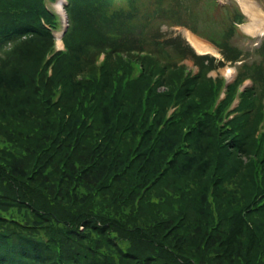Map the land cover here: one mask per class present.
Listing matches in <instances>:
<instances>
[{
    "label": "trees",
    "instance_id": "trees-1",
    "mask_svg": "<svg viewBox=\"0 0 264 264\" xmlns=\"http://www.w3.org/2000/svg\"><path fill=\"white\" fill-rule=\"evenodd\" d=\"M165 1L70 0L53 53L42 0H0V264H264V39L233 42L235 8ZM164 19L245 59L233 119L207 75L224 61Z\"/></svg>",
    "mask_w": 264,
    "mask_h": 264
},
{
    "label": "rangeland",
    "instance_id": "rangeland-1",
    "mask_svg": "<svg viewBox=\"0 0 264 264\" xmlns=\"http://www.w3.org/2000/svg\"><path fill=\"white\" fill-rule=\"evenodd\" d=\"M184 1V0H182ZM254 3H257L260 8L264 11V0H253ZM167 1L165 0H160V8L161 10L163 11L164 9H166V7L168 6V3H166ZM186 3H192V0H185ZM199 2L203 3V7H204V11L207 15L211 16L212 19H214L215 21H220L221 19V16H222V13L219 12V9L212 4L213 0H199ZM231 2V1H230ZM228 2V3H230ZM227 3V4H228ZM51 6V5H50ZM258 6V7H259ZM165 21L163 23H161L160 25V28L161 30L163 31H166V30H172V35H180L179 37H182L183 39H185V41L187 42V35H186V30H188L186 27H183V26H178V27H175V26H172V19H164ZM183 22H185V24L192 28L193 30L195 29V31L203 36H206L207 38H211V39H218L220 34L216 31V29L212 26V25H201V24H194L192 21L189 20L188 17H186L185 15L182 16V19H181ZM168 26H170L168 28ZM167 27V28H166ZM216 27H218V25H216ZM240 28H242V26L240 25ZM219 29V28H218ZM250 36V35H249ZM260 36H257L255 38H259ZM189 42V41H188ZM237 42L244 46V47H247L248 44H250L246 39L244 38H239L237 40ZM212 46V45H211ZM213 48V52H211V55H214L216 58H220L221 57V54L219 53V50L212 46ZM213 75H215L213 73Z\"/></svg>",
    "mask_w": 264,
    "mask_h": 264
},
{
    "label": "bare ground",
    "instance_id": "bare-ground-1",
    "mask_svg": "<svg viewBox=\"0 0 264 264\" xmlns=\"http://www.w3.org/2000/svg\"><path fill=\"white\" fill-rule=\"evenodd\" d=\"M243 9L247 12L249 21L242 28L245 32L255 36L264 33V12L251 2L241 1ZM187 40L199 53L213 52L212 46L204 39L186 30Z\"/></svg>",
    "mask_w": 264,
    "mask_h": 264
}]
</instances>
